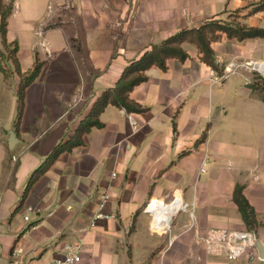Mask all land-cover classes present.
Listing matches in <instances>:
<instances>
[{
  "label": "crops",
  "instance_id": "0c3cea01",
  "mask_svg": "<svg viewBox=\"0 0 264 264\" xmlns=\"http://www.w3.org/2000/svg\"><path fill=\"white\" fill-rule=\"evenodd\" d=\"M3 1L13 2L6 39L17 43L21 71L42 66L17 130L20 79L0 72V264H50L78 241L80 264H264L255 242L236 260L224 245L251 232L264 246V102L244 66L264 64L263 39L222 35L211 44L217 71L184 43L185 61L151 67L130 92L144 112L108 106L103 127L61 154L23 199L33 171L130 63L236 11L239 23L264 28V11L247 15L262 0ZM237 185L254 231L233 201ZM102 193L113 217L92 224Z\"/></svg>",
  "mask_w": 264,
  "mask_h": 264
},
{
  "label": "trees",
  "instance_id": "16d2710c",
  "mask_svg": "<svg viewBox=\"0 0 264 264\" xmlns=\"http://www.w3.org/2000/svg\"><path fill=\"white\" fill-rule=\"evenodd\" d=\"M12 10V1L6 3L0 0V72L5 79L9 78L13 73H16L20 79L16 92L17 115L15 128L17 130L24 110L26 89L37 78L42 64L37 61L31 70L26 72L21 71L17 58V43H8L6 39L8 18ZM259 11H264V0L254 4L247 15ZM235 19L230 21L210 20L198 28L183 29L161 43L153 45L138 60L130 63L122 71L115 86L104 91L95 101L90 112L80 121L74 134L67 141L57 144L44 163L33 171L24 190L23 199L27 196L33 184L50 168L61 154L70 153L73 149L83 146L84 135L90 133L93 129L103 127L100 115L108 106L124 109L128 114L144 112L145 108L130 99V92L137 85L147 80L146 72L151 67H157L165 71L169 60L185 61L189 56L183 48L184 43L195 45L200 54V60L217 71L215 53L211 44L219 40L222 35H225L229 40H236L238 42L249 39L264 40V28L247 26ZM9 64L13 66V71L10 70ZM253 74L252 81L247 87L253 93L259 95L261 101L264 102V77L258 73ZM233 201L238 208L246 230L254 231L258 226V222L253 207L248 203L243 194L242 186L237 185L234 188Z\"/></svg>",
  "mask_w": 264,
  "mask_h": 264
},
{
  "label": "built area",
  "instance_id": "2783aa9c",
  "mask_svg": "<svg viewBox=\"0 0 264 264\" xmlns=\"http://www.w3.org/2000/svg\"><path fill=\"white\" fill-rule=\"evenodd\" d=\"M247 67L249 69L258 70L253 62L248 63ZM248 69V70H249ZM264 74V72H261ZM114 176V174H112ZM109 199V195L107 193H102L99 197V201L97 202L96 211L92 215V224H94L98 220H107L112 218L113 216L104 212V207ZM154 204H149L152 206ZM28 211H32V207L27 208ZM25 221H28V217H24ZM255 238L251 232H243V233H234L229 235L227 241L224 245L227 247L228 253L227 257L229 260H236L243 256L246 247L254 244ZM21 253V249H15L13 254L16 255ZM81 262V244L80 242L66 244L63 247V255L61 258H57L53 260L50 264H80ZM12 264H15L14 262Z\"/></svg>",
  "mask_w": 264,
  "mask_h": 264
},
{
  "label": "water",
  "instance_id": "95a60500",
  "mask_svg": "<svg viewBox=\"0 0 264 264\" xmlns=\"http://www.w3.org/2000/svg\"><path fill=\"white\" fill-rule=\"evenodd\" d=\"M255 247L259 252L260 258L264 259V246L263 244L258 240V237L255 235Z\"/></svg>",
  "mask_w": 264,
  "mask_h": 264
},
{
  "label": "rangeland",
  "instance_id": "374dc122",
  "mask_svg": "<svg viewBox=\"0 0 264 264\" xmlns=\"http://www.w3.org/2000/svg\"><path fill=\"white\" fill-rule=\"evenodd\" d=\"M236 14V12H234V14H231V15H229L227 18H229L230 20H233L234 18H237L238 16H236L235 15ZM247 69H249L248 67H247V65H244ZM249 71H251L252 73H258L259 75H261V76H263L264 77V74H262L261 72H258V71H256V70H253V69H249ZM254 75V74H253Z\"/></svg>",
  "mask_w": 264,
  "mask_h": 264
},
{
  "label": "bare ground",
  "instance_id": "6f19581e",
  "mask_svg": "<svg viewBox=\"0 0 264 264\" xmlns=\"http://www.w3.org/2000/svg\"><path fill=\"white\" fill-rule=\"evenodd\" d=\"M253 64H254V66H255L258 70H260L261 72H264V64H262V63H255V62H253Z\"/></svg>",
  "mask_w": 264,
  "mask_h": 264
}]
</instances>
